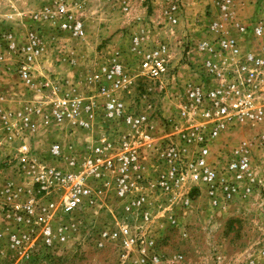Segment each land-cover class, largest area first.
<instances>
[{
    "label": "rangeland",
    "instance_id": "374dc122",
    "mask_svg": "<svg viewBox=\"0 0 264 264\" xmlns=\"http://www.w3.org/2000/svg\"><path fill=\"white\" fill-rule=\"evenodd\" d=\"M181 1L185 13L176 36L170 35L176 54V83L164 90L159 86L150 90L149 84L139 83L130 93H118L132 112L150 117L160 139L157 149L144 150L141 160L152 216L150 222H143L124 215V202L116 199L114 191L107 194L101 188L92 201L69 216L44 214L50 199L56 198L40 193L37 178L46 168L68 169L71 158L84 160L90 147L104 139L105 130L99 126L92 134L71 121L51 124L33 116L37 130L28 133L17 116L44 106L52 94V82L85 96L94 94L105 62L119 52L130 73L134 72L138 61L130 52L133 36L142 34L152 44L169 37L163 15L166 0H0V33L13 34L24 46L28 34L36 32L42 46L32 61V85H26L12 70V54L7 55L11 70L0 75V264H264L261 130L239 128L214 143L212 160L221 172L232 151L243 142H248L251 151L255 183L240 184L232 200L225 201L219 191L216 205L202 187L171 195L157 188L168 169L162 147L173 133L171 118L176 116L185 67L189 66L181 40L185 34L194 40L211 37L210 26L219 19L218 0ZM60 4L84 22L80 36L59 30L55 12ZM126 6L130 11L124 10ZM17 9L23 12L13 22L18 24L4 25L10 11ZM234 12L236 22L264 26V0H234ZM115 131L123 133L127 128L117 124ZM108 135L117 137L111 132ZM54 145L61 147L62 158L51 155ZM24 146L29 147L28 154L21 153ZM220 179L234 181L226 174ZM30 205L33 215L26 211ZM124 221L144 237L127 259L120 238L112 242L104 237L105 232H118ZM47 226L53 232L50 243L43 236Z\"/></svg>",
    "mask_w": 264,
    "mask_h": 264
},
{
    "label": "built area",
    "instance_id": "2783aa9c",
    "mask_svg": "<svg viewBox=\"0 0 264 264\" xmlns=\"http://www.w3.org/2000/svg\"><path fill=\"white\" fill-rule=\"evenodd\" d=\"M217 5L219 19L210 26L211 37L194 40L185 34L181 40L189 66L185 67L176 116L171 118L173 133L162 147L168 169L157 184L169 195L192 187L205 188L216 205L219 191L225 201H230L239 193L240 184H253L255 178L248 142L232 151L223 173L212 160L214 143L239 128L261 130L259 140L264 141V26L236 22L234 0H218ZM184 8L181 0H166L163 15L169 32L167 40L152 44L142 34L133 36L130 52L138 61L134 72L130 73L119 52L105 62L94 94L85 96L65 84L52 82V94L44 106L17 116L28 133L37 130L33 116H41L51 124L71 121L92 134L99 126L105 130L104 139L90 147L84 160L71 158L68 169L46 168L37 178L40 193L56 198L50 199L44 214L69 216L92 201L97 188H101L107 194L114 191L116 199L124 202V215L150 222L149 184L140 165L144 150L157 149L160 139L150 117L132 112L118 93H130L139 83L149 84L150 90L157 86L164 90L176 83V54L170 35L176 36ZM124 10L128 12L130 7ZM55 17L59 30L74 36L83 33L84 22L65 4L57 6ZM41 47L36 32L28 34L24 46L13 34L0 33V75L11 70L7 55L12 54V70L22 82L32 85V61L40 55ZM117 124L124 125L127 132L115 131ZM21 153L28 154L29 147L24 146ZM51 155L62 158L61 147L54 145ZM222 174L234 181L219 180ZM26 211L33 215L34 207L30 205ZM43 236L50 243V227H45ZM104 237L112 242L122 240L124 259L144 238L126 221L121 222L118 232H105Z\"/></svg>",
    "mask_w": 264,
    "mask_h": 264
},
{
    "label": "crops",
    "instance_id": "0c3cea01",
    "mask_svg": "<svg viewBox=\"0 0 264 264\" xmlns=\"http://www.w3.org/2000/svg\"><path fill=\"white\" fill-rule=\"evenodd\" d=\"M24 13H27V12H24ZM18 14L22 15L23 12H20L18 9L15 10V11L11 10L10 13H9V14L7 15V17H6L7 22H6V24H4V25H8V24H12V25L14 24V25H15V24H18V22L13 23L15 19H16V20L19 19V18L16 17ZM1 16H2V15H0V17H1ZM23 16H25V15H23ZM35 16H37V19L40 20L38 14H36ZM2 22H3V21H2L1 18H0V23H2ZM246 25L248 26V24H246Z\"/></svg>",
    "mask_w": 264,
    "mask_h": 264
}]
</instances>
